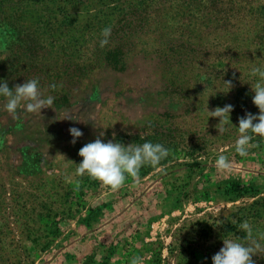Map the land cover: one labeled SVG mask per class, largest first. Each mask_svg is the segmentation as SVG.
I'll list each match as a JSON object with an SVG mask.
<instances>
[{
    "label": "rangeland",
    "instance_id": "374dc122",
    "mask_svg": "<svg viewBox=\"0 0 264 264\" xmlns=\"http://www.w3.org/2000/svg\"><path fill=\"white\" fill-rule=\"evenodd\" d=\"M253 67L264 69V0H0V83L38 79L54 97L14 119L0 96V264H212L240 222L264 232V140L235 151L238 118L259 114ZM226 104L220 134L208 111ZM100 133L169 156L113 192L76 174ZM221 154L230 172L215 167Z\"/></svg>",
    "mask_w": 264,
    "mask_h": 264
},
{
    "label": "clouds",
    "instance_id": "9594fccd",
    "mask_svg": "<svg viewBox=\"0 0 264 264\" xmlns=\"http://www.w3.org/2000/svg\"><path fill=\"white\" fill-rule=\"evenodd\" d=\"M111 31L110 26L102 30L101 48L108 45ZM251 75L259 77V80L251 86L254 93L252 102L259 109V114L246 112L244 116L238 118L236 128L239 136L235 141V151L241 157L249 155L250 147L259 146L252 143L254 136L264 140V69L253 67ZM224 83L229 90L233 87L232 81ZM56 87L55 84L51 85L53 90ZM0 96L6 98L5 110L14 119L18 118V109L29 113H41L44 108H52L54 103V97L42 96L38 79H30L22 84H15L11 88L7 81H3L0 83ZM232 111L231 104L208 111L209 117L219 118V124L216 127L220 134L226 131L229 123L231 124ZM69 132L73 137L71 141L73 144L83 136V132L75 127L70 128ZM102 136L103 133H100L93 142L86 143L79 149L78 155L82 157V161L77 165L76 174L87 175L113 192L124 187L129 178L138 182L142 167L146 165L157 167L169 156V150L160 143L146 141L143 144L131 143L125 146L113 140L104 142ZM215 167L219 172H230L233 165L226 155L221 154L215 160ZM76 187L79 188L78 183ZM239 230L244 233V236L237 239L223 238V247L212 256V264H255L253 256L264 254V243H262L264 232L254 233L253 226L247 220L239 223ZM130 264H144V261L142 257L134 256Z\"/></svg>",
    "mask_w": 264,
    "mask_h": 264
},
{
    "label": "trees",
    "instance_id": "16d2710c",
    "mask_svg": "<svg viewBox=\"0 0 264 264\" xmlns=\"http://www.w3.org/2000/svg\"><path fill=\"white\" fill-rule=\"evenodd\" d=\"M112 53H115V51H114V52H111V54H109V56L107 55V56H106V59L110 58V57L112 56ZM113 56H114V55H113Z\"/></svg>",
    "mask_w": 264,
    "mask_h": 264
}]
</instances>
